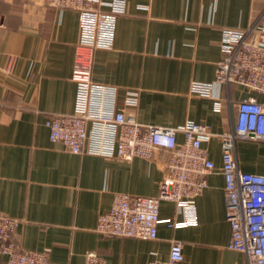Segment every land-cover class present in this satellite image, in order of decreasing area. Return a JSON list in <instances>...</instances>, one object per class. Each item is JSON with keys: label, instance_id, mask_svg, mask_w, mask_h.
I'll use <instances>...</instances> for the list:
<instances>
[{"label": "crops", "instance_id": "obj_1", "mask_svg": "<svg viewBox=\"0 0 264 264\" xmlns=\"http://www.w3.org/2000/svg\"><path fill=\"white\" fill-rule=\"evenodd\" d=\"M124 1L111 48L94 52L91 80L114 87L115 108L142 125H207L214 136L203 148L214 168L203 176L206 187L182 227L161 222L153 240L99 235L98 217L116 194L158 195L166 153L122 160L72 154L52 143L46 119L74 109L78 15L43 0H0V214L21 220L16 250H48L54 264H84L88 251L104 264H147L165 261L177 241L183 264H247L242 253L227 248L219 135L231 130L238 102L252 97L264 106V94L228 84L204 97L191 87L214 83L223 29L255 26L250 38L264 44V0ZM131 95L135 106L125 104ZM234 156L239 171L264 176V140L237 141ZM159 217L184 220L171 201L160 202Z\"/></svg>", "mask_w": 264, "mask_h": 264}, {"label": "built area", "instance_id": "obj_2", "mask_svg": "<svg viewBox=\"0 0 264 264\" xmlns=\"http://www.w3.org/2000/svg\"><path fill=\"white\" fill-rule=\"evenodd\" d=\"M43 1L49 8L75 11L79 23L71 70L76 86L74 109L70 114L46 119L49 140L77 155L151 160L158 151L166 153L158 195L116 194L110 209L99 215L95 231L105 238L153 240L161 222L172 229L186 225L192 216L188 212L206 187L203 176L214 168L203 148L213 133L207 125L192 121L175 128L142 125L115 108L114 87L92 82L94 52L111 48L115 19L125 13L124 0ZM255 29L253 26L249 30H222L216 79L211 84L194 83L193 93L210 97L216 86L237 84L264 94V44L250 38ZM136 100V95H131L125 104L135 106ZM178 134L182 135L181 141L177 140ZM219 138L225 220L230 226L227 248L242 253L247 264H264V176L239 171L234 156L237 141L264 140V106L252 97L238 102L231 130ZM161 201L175 203L184 220H161ZM20 224V219L0 214V255L5 257L4 264H54L48 250H16L13 236ZM183 260L182 244L173 241L165 261L151 260L147 264H183ZM84 264L104 261L97 253L88 251Z\"/></svg>", "mask_w": 264, "mask_h": 264}]
</instances>
